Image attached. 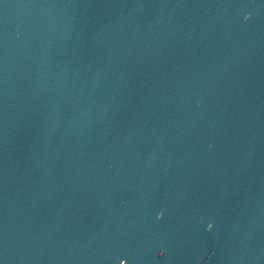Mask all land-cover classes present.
Listing matches in <instances>:
<instances>
[{
    "label": "water",
    "instance_id": "95a60500",
    "mask_svg": "<svg viewBox=\"0 0 264 264\" xmlns=\"http://www.w3.org/2000/svg\"><path fill=\"white\" fill-rule=\"evenodd\" d=\"M0 264H264V0H0Z\"/></svg>",
    "mask_w": 264,
    "mask_h": 264
}]
</instances>
